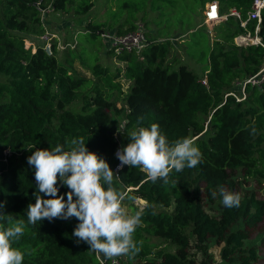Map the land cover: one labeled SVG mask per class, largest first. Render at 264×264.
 Returning <instances> with one entry per match:
<instances>
[{
  "label": "trees",
  "instance_id": "1",
  "mask_svg": "<svg viewBox=\"0 0 264 264\" xmlns=\"http://www.w3.org/2000/svg\"><path fill=\"white\" fill-rule=\"evenodd\" d=\"M209 1L144 0L138 8H144V16L137 19L136 10L122 19L128 24L125 28L115 29L117 33L133 29L141 20L146 41L137 52L107 47L100 30L111 27L88 18L79 35L89 43L100 37L106 51L123 62L111 68L97 55L90 60L84 45L68 49V55L60 58L55 38L51 53L39 39L45 29L42 9L82 15L94 0H0V74L6 77L0 80V203H5L3 211L13 223L24 221V234L14 242L24 252L22 264H100L87 244L76 243L72 235L76 218L28 223L36 182L27 158L37 148L60 144L67 150L72 139L83 137L89 151L114 169L118 141L111 127L112 113L122 115V146L129 142V132L156 123L169 142L191 138L203 155L197 167L173 171L176 187L160 180L152 183L138 168L117 171L114 187L134 197L124 205L132 214L144 209L134 237L143 242L142 250L125 264H209V242L220 246L224 264H258L264 226L251 233L264 222V81L247 83L240 100L229 92L238 90L235 81L255 73L264 61V4L257 31L262 43L239 44L238 34H255L257 17L249 16L253 0H216L226 17L215 24L214 35L207 31L203 16ZM167 2L177 4L178 15L169 26L164 19ZM148 12H154L151 19ZM116 15L114 22L121 18ZM180 31L185 35L181 43L185 54L204 64L199 74L171 56L172 37ZM28 35L39 39L34 50L24 43ZM75 60L86 69L75 67ZM123 77L129 80L126 90ZM119 94L123 103L117 106ZM76 100L81 101L79 109L70 106ZM253 123L255 136L248 127ZM58 186L67 199L68 188ZM221 187L240 194L238 207H225L219 195L212 197ZM137 198L144 203H136ZM9 226L6 218L0 220V229ZM170 244L175 248H168ZM197 252L204 258L198 261Z\"/></svg>",
  "mask_w": 264,
  "mask_h": 264
},
{
  "label": "clouds",
  "instance_id": "2",
  "mask_svg": "<svg viewBox=\"0 0 264 264\" xmlns=\"http://www.w3.org/2000/svg\"><path fill=\"white\" fill-rule=\"evenodd\" d=\"M248 127L253 136L257 135L255 123ZM128 139L115 153L120 161L117 169L138 168L152 183L160 180L165 186L176 187L177 181L171 178L173 171L180 173L203 162L193 139L184 137L169 142L156 123L132 130ZM70 144L67 150L60 144L51 149L37 148L27 158L29 166L35 169L36 182L35 203H30L27 210L28 223L74 217L78 223L72 235L77 244H87L112 264L119 257L134 259L142 250L143 242L134 237L142 226L144 209L129 213L124 201L134 197L114 187L113 169L103 157L89 151L83 137L72 139ZM58 183L68 188L67 199L59 194ZM211 195H219L228 208L238 207L241 201L239 193L223 187ZM4 207L5 203H0V220L6 218L10 226L0 229V264H22L24 252L14 242L24 234V221L13 223L10 215L5 216Z\"/></svg>",
  "mask_w": 264,
  "mask_h": 264
},
{
  "label": "rangeland",
  "instance_id": "3",
  "mask_svg": "<svg viewBox=\"0 0 264 264\" xmlns=\"http://www.w3.org/2000/svg\"><path fill=\"white\" fill-rule=\"evenodd\" d=\"M124 1H127L129 5H123ZM144 3V0H94V5L93 7L89 10V12L85 14H74L72 11L69 12H62L60 10H46L42 16L44 17V23L47 26V29L49 32L54 33V37L56 40L59 42L66 43V41H70L74 43L75 49H81V45L86 47L88 55H91L90 60H95V56H99V61H101L103 64H108L110 65L111 68L116 67L115 65H121L119 64L120 62L116 60V57L112 53H108L105 49L104 44L102 43V40L100 37H95L92 39V42H87L84 38V35L81 33L79 35V32L82 31V29L85 26V23L88 18H91L93 21H106V26L111 27L110 29H113L115 31L117 25H122V28H125L126 25H128L126 22H122V19L124 16H128L131 13L135 12V16H137V19L142 18L144 16V12L142 11L144 8L138 9L141 7ZM110 5L113 6L110 8ZM149 3H147V6ZM149 9V8H148ZM150 10V9H149ZM175 11H177V4L173 3H165V24L169 26L174 22V20H178V15H176ZM116 13V16H120V20L117 22L112 21V16L113 14ZM154 16V12H148L146 14L147 19H151ZM192 21V18H190ZM198 21H203V16L199 15L198 16ZM136 21H141V20H136ZM220 21V20H219ZM218 21L215 22H206L205 27L211 29V34H215L216 29H215V24ZM144 25V24H143ZM152 26V24H149ZM145 27V26H144ZM163 31H165V26L161 25L160 26ZM108 28V27H106ZM152 29H154L152 27ZM79 35V37H78ZM238 35H244L245 38L241 39L242 41L237 40L236 42L239 44L244 43L243 40H248L250 37L254 38V36H251L249 33H240ZM237 35V36H238ZM57 37V38H56ZM40 39V38H39ZM39 39L37 37L28 35L24 43L26 46L32 45V49H35V45L39 42ZM41 40V39H40ZM236 40V38H235ZM175 41V48L171 52V56L175 55L178 60L183 59V51L181 47V41L180 38H177L174 40ZM56 42V41H55ZM68 49H72L68 45L61 48L60 46H56V54L60 58H64L65 56L68 55ZM98 50V52L96 51ZM74 66L77 67L78 69H86L84 67H81L80 64L78 63V60H75ZM199 74V71H197ZM86 73V72H85ZM89 74V73H88ZM0 80H6V77L2 74H0ZM122 86L123 88H126L127 82H125V79L122 78ZM126 90V89H125ZM118 100L116 102V105H122V95L119 94ZM81 105L80 100H76L73 103L70 104L71 107L79 109ZM111 127L114 130H124V123L122 120V115L121 114H115L112 113V118H111ZM123 130L121 131V134L123 133ZM124 135V134H123ZM136 203L138 204H143L144 201L137 198L135 200ZM129 213L132 214L131 208L128 205H125ZM264 226V222H261L258 225V228H256L251 234L254 235L259 229H261ZM157 240V239H156ZM263 246L260 247V253H261V259L258 261V264H264V243L262 244ZM175 244H170L168 245V248L174 249ZM220 246L214 242H209L208 246V252H209V264H224V261H222L220 257V251H219ZM196 257L199 260H201L203 257L202 253L197 252ZM120 262V264H125L127 261V257H119L117 258Z\"/></svg>",
  "mask_w": 264,
  "mask_h": 264
},
{
  "label": "built area",
  "instance_id": "4",
  "mask_svg": "<svg viewBox=\"0 0 264 264\" xmlns=\"http://www.w3.org/2000/svg\"><path fill=\"white\" fill-rule=\"evenodd\" d=\"M264 4V0H253L252 4V10L249 11V16L251 17H257V24L255 25V34L251 35L254 36V38L250 37L248 40H243L244 43L246 42H253V43H262L260 40V37L257 35V31L259 29V22H260V9ZM50 8L47 9H42L41 11V18L44 20V17L42 14L46 11L49 10ZM236 15H239L236 11H233ZM204 21L205 22H213L219 20L221 17L226 16L223 15L219 12V7L218 3L216 0H211L207 3L205 9H204ZM245 21H242L241 24L243 25ZM45 29L44 32L39 36V38L43 41V47L47 53H51L52 48V40L55 38L54 33L49 32L47 29L46 24L44 23ZM100 36L105 43V45L109 48H112L115 51H120L123 49L126 50H134V51H140V49L144 46L145 41H146V35H145V27L141 21H137L136 25L133 29L117 33L114 30L108 29V28H103L100 30ZM57 38V37H56ZM236 41H242L241 39H244V35H238L235 36ZM69 47H74V43L70 41H66V43H61L57 40V46L63 48L65 46ZM202 81L206 83V79L202 78ZM264 81V61L261 63L259 69L249 75L246 79L242 80H236L235 85L238 87V90H232L229 93H231L237 100H240L245 97L246 91H245V85L247 83H250L252 85H259ZM123 130V129H122ZM116 131L114 130V136L118 141V145L116 146L114 150V156L116 158V151L117 149L121 148V131ZM120 163V161L116 158V164L113 169L114 173L116 174L115 176L118 175V169L117 165ZM96 257L99 260L100 264H112L111 260L105 259L102 255H99L97 253ZM116 264H120L119 260L116 258Z\"/></svg>",
  "mask_w": 264,
  "mask_h": 264
},
{
  "label": "crops",
  "instance_id": "5",
  "mask_svg": "<svg viewBox=\"0 0 264 264\" xmlns=\"http://www.w3.org/2000/svg\"><path fill=\"white\" fill-rule=\"evenodd\" d=\"M208 3V2H207ZM207 3L205 4V7H206V5H207ZM224 15V14H223ZM225 17L226 16H223V17H221L219 20H217L218 22H221V21H223L224 19H225ZM200 22H202V21H199L198 23L200 24ZM213 22H215V21H213ZM217 22V23H218ZM206 23V22H205ZM216 23V24H217ZM198 24V25H199ZM145 28H146V26H145ZM207 31L209 32V34L210 35H212L211 34V29L210 28H207ZM184 33H182V31H180V32H178L177 34H175V36L174 37H172V41H173V43H174V46H175V39H177V38H180V41H181V43H182V41H183V39H184ZM76 45V44H75ZM182 46V45H181ZM72 48V47H71ZM182 51H183V56H182V58L183 59H181V62H185V63H187L188 64V66L189 67H192V68H194L196 71H199V72H201V71H203V69H204V64H202V63H200V62H196L194 59H192V58H190L189 56H187L186 54H185V52H184V50H183V48H182ZM117 60V59H116ZM119 61V60H118ZM120 63L119 64H123V62L122 61H119ZM124 78V77H123ZM125 79V82H127V86H126V88L128 87V84H129V80L128 79H126V78H124ZM123 83V82H122ZM124 86H122V88H123ZM125 88V89H126ZM124 88H123V90H125ZM118 106H120V105H118Z\"/></svg>",
  "mask_w": 264,
  "mask_h": 264
},
{
  "label": "water",
  "instance_id": "6",
  "mask_svg": "<svg viewBox=\"0 0 264 264\" xmlns=\"http://www.w3.org/2000/svg\"><path fill=\"white\" fill-rule=\"evenodd\" d=\"M250 43H252V42H250ZM205 124H206V122H205Z\"/></svg>",
  "mask_w": 264,
  "mask_h": 264
}]
</instances>
